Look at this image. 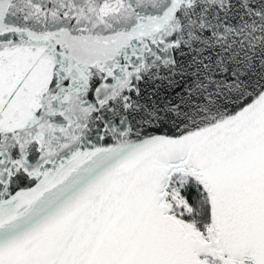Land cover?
Instances as JSON below:
<instances>
[{
  "label": "snow or ice",
  "instance_id": "6c2138e0",
  "mask_svg": "<svg viewBox=\"0 0 264 264\" xmlns=\"http://www.w3.org/2000/svg\"><path fill=\"white\" fill-rule=\"evenodd\" d=\"M0 264H264V0H0Z\"/></svg>",
  "mask_w": 264,
  "mask_h": 264
}]
</instances>
